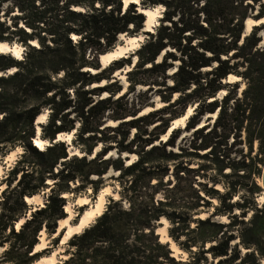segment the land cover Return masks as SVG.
<instances>
[{
    "label": "trees",
    "instance_id": "16d2710c",
    "mask_svg": "<svg viewBox=\"0 0 264 264\" xmlns=\"http://www.w3.org/2000/svg\"><path fill=\"white\" fill-rule=\"evenodd\" d=\"M263 1L141 0L144 8L164 6L166 12L156 34L149 35L137 52L138 69L150 65L144 71L161 77L171 68L166 65L167 60L179 61L180 65L172 75L173 84L165 89L168 96H161L168 104L161 110L169 116L164 130L157 133L154 140L145 141L144 147L152 146L149 151L143 147L136 153L130 144L119 146L117 153L120 156H138L136 162L125 166L120 156L113 161L103 160L108 153L106 148L87 161L97 144L103 142L97 138V134H101L99 128L110 112L114 121L136 118L121 122L115 131L104 128L118 133L123 128L127 131L136 129L138 123L151 126L153 113L137 117L140 109L133 114L127 109H111L110 99L119 92V89L111 90L116 82L100 88L92 86L110 81L115 69L107 76L108 68L96 74L90 70L100 69L98 57L112 50L120 35L135 34L142 29L143 15L132 4L124 11L121 0H0V43H18L26 48L21 60L0 53V158L17 147L25 151L0 183V187L5 185L0 193V248L5 249L0 264H33L38 257L33 254V249L38 244L39 233L44 231L51 236L57 230L58 221L66 218L64 195L78 194L87 188L84 183L97 194L103 185L102 176L110 168L120 172L116 179L121 187L120 199L110 200L94 224L69 240L68 258L61 264H181L156 235V223L161 218L170 223L168 235L173 242L190 255L194 254L185 264H200L195 260L196 252L221 259L218 264H256L254 257L247 255L250 252L241 258L238 244L233 248L230 246L233 235L223 234L225 237L221 240H210L202 233L188 238L195 231H185L192 213L209 207L204 195L221 199L224 206L214 208L210 218L195 219L196 230L206 225L223 228L210 222L214 216L229 218L228 226L244 224L239 219L246 218V201L233 203L234 191L227 187V192L220 196L214 187L222 183L219 176L227 178L222 175L224 170L232 169L238 173L245 169L244 165L235 166L226 153L230 137L243 131L250 150L256 142L258 154L264 155V50L257 48L260 42L256 38L257 28L242 38L244 22L250 18L249 10L252 12L257 5L259 12L255 19L264 17ZM15 11L20 15L11 16ZM72 36L79 39L74 40ZM164 51L163 60L156 63ZM175 52L181 58L177 59ZM245 64L247 69L239 72V67ZM13 69L12 74H7ZM229 75L245 82L241 97H237V84H223ZM132 83L149 86L142 79ZM148 90L152 91L151 88ZM223 90L227 94L219 102L216 95ZM70 92L75 95L74 99L70 98ZM106 92L109 98L92 100ZM173 95L178 98L170 103ZM195 103L198 104L196 114L188 120L186 129L197 127L208 114H217L207 134L203 135L206 127L196 130L200 144L191 145L193 152L189 155L199 157L197 152L209 150L202 156L209 166L197 169L184 161L176 163L182 154L166 152L167 147L175 146L178 130L171 133L165 144L153 146L159 136L166 134L168 123L181 117L187 106ZM45 109L51 113L47 125L41 126L39 137L50 146L39 150L32 143L34 123ZM72 115L73 119L70 118ZM76 122L80 124L76 142L84 155L80 158L68 156L64 143H51L57 135L72 132ZM183 150L181 148V152ZM95 162L99 166L91 168ZM163 163H176L174 184L169 178L165 181L169 168L163 167ZM91 177L97 179L91 180ZM197 177L206 182H197ZM200 187L204 189L203 196ZM261 192L253 182L249 200L254 205V213L244 231L251 232L253 241L242 240L240 245L245 250L258 248L259 256L264 258V248L255 238L264 210L256 208L254 196ZM40 193L46 195L44 206L37 207L15 232L16 222L32 209L25 203V198ZM235 210L241 211L239 216ZM181 237L186 240L180 241ZM210 241L216 245L204 250ZM193 248L197 251L193 252Z\"/></svg>",
    "mask_w": 264,
    "mask_h": 264
},
{
    "label": "rangeland",
    "instance_id": "374dc122",
    "mask_svg": "<svg viewBox=\"0 0 264 264\" xmlns=\"http://www.w3.org/2000/svg\"><path fill=\"white\" fill-rule=\"evenodd\" d=\"M263 3H264V1H263ZM155 7H161L162 11L160 12V16L157 18L156 24L153 26V29L150 33H147V34L142 33L144 31V26H145V24H144L145 19L143 18L142 29L138 33L126 35L127 37L142 36V40L139 43L138 47L134 51H132L128 55V57L118 60L117 61L118 63L116 65H114V63L116 62V61H114L109 66H107L105 68H103L100 65V61H99V57H98L97 63L99 65L100 69L98 71L90 70L91 73L96 74V73H99L100 71L108 68V72L106 74V76H107L111 73L112 70L115 69L110 76V81L104 80L100 84H95L92 87L98 88V87L109 86V84H111V83L113 84L116 82V86L112 87L111 90L116 91L119 89V92L115 93L114 96L110 99L111 100V102L109 103L110 108L114 109V110H116V109H127L131 112L130 114H133L140 109L139 110L140 112H139V114H137V117L146 115V114H144V109L151 108V110L148 111L147 114L153 113L152 117L150 118V120L152 121V125L145 127V126H143L142 123H138V125L136 126V129L134 128V129L127 131L126 128H123L120 130V133L114 132L121 122L133 120L136 118L128 117L127 119L122 120V121H114L112 119L113 114H112V112H110L109 116H107L104 120L105 121L103 123L104 125L101 128H99L101 130V132H100L101 134H97V138H99L103 142L102 143L99 142L97 144V146L93 150V155L88 156L87 161L94 159L95 155L100 153L104 148L107 149L108 153L103 158V160H109V159L111 161L117 160L118 157L120 156L117 153V150H118L117 148H119V146H121V145L125 146L127 144H130L132 147V150H134L136 153H140L142 151V148L145 145V141L154 140L156 134L160 133L164 130V125L168 121L169 116L164 115V113L161 112V110L165 109L168 104L161 100V96H168V92H166L165 89L167 88V86H171L173 84L172 75H173L174 71L176 70V68L180 65V62L179 61L174 62L172 60H167L166 65L171 66V68H169L167 70V72L165 73V75L161 76V77H158L156 74L152 75L150 73H146L144 71L146 68H150V65H148L144 68L138 69V59L139 58H138L137 52L141 49L142 45L150 38L149 35L156 34V30L161 25V19L164 16V13L166 12V8L164 6H154L152 8L154 9ZM253 8L254 9L252 12H251V10H249L250 19H255V17L257 16V13L259 12L258 11L259 7L257 5H255ZM148 9H150V8H148ZM14 15H20V13L15 11L11 16H14ZM8 22L10 23L11 21H8ZM19 25H22V23L20 22ZM257 29L258 30L256 31V38H259V40H260L257 48H261V50H264V26H261ZM252 31H253V29H251L249 33H246V31H244L242 38L251 34ZM72 38H73V36H72ZM78 39H79V37H78ZM75 40H77V39H75ZM32 44L37 46V44L35 42ZM118 44H122V41L120 38H118L116 45H118ZM12 46H19L21 48L20 58L19 59L14 58L16 60H21L25 55L26 48L24 46H22L21 44H18V43H14ZM167 50H168V52H173V50H171V49H167ZM165 54H166L165 51L162 52L161 55L157 58L156 63H160L163 60V57ZM173 54L177 57V59L181 58L179 53L175 52ZM7 55H10L11 57H13L12 54H7ZM234 62H236V61H234ZM240 64H242V63L240 62ZM245 69H247L246 64L243 66H240L238 71L243 72ZM209 70H211V68L210 69H204L203 72L205 73ZM13 72L14 71L11 70V71L7 72V74H12ZM232 76H234V75H232ZM165 77L167 79H164ZM141 79L145 80L149 86H142V85L134 86V84L132 82L138 81ZM238 79H239L238 82L231 83L230 86L237 84L238 85L237 97H241V93L245 89L246 84L242 78L238 77ZM149 88L152 89L151 92H149V90H148ZM223 91H225L224 95L221 94L219 96L218 95L219 93L216 95V99L219 102H221V100L227 94L226 90H223ZM70 98L71 99L75 98V95L72 92H70ZM105 98H109V93L106 92V93L101 94L99 96H94L92 98V100L94 102H96V101L103 100ZM177 98H178V95H173L170 103H173ZM114 101H117V102H114ZM197 105L198 104L195 103V104L187 106L185 112L187 110H189L190 108H192L191 115L186 120V122L183 126H179L175 130H173V131L178 130L177 139L175 140V146L166 148L167 153L169 151H172L173 153H176V154H182V158H180L178 161H176V163H178L180 161H184V162H186V164H188L193 169H197L198 167L209 166V162L202 159V156L205 154H208L209 150L197 152L199 154V157L198 156H190L189 152H193L191 150V145H194V144L199 145L200 144V140H199L200 135L198 134L199 135L198 136L196 134V130L201 129L202 127H206V130L203 131V135L207 134L210 131V129L212 128L214 120H215L216 115H217V114H214L215 116L213 117L212 116L213 114L212 115L208 114L202 118V120L200 122L201 125L199 127L197 126L191 130L186 129L188 120L191 118V116L196 114L195 109H196ZM185 112L183 114H185ZM43 113H45L46 116H45V121H44V123H42L41 126L47 125L51 111L48 109H45L41 112V114H43ZM73 116L74 115H72L70 118L73 119ZM209 117H211V118H209ZM35 122H36V120H35ZM171 124H172L171 122L168 123L170 128H171ZM79 125L80 124L78 122H76L75 123V129L72 132H70V133H73L71 140H70V143H64L67 147L68 156H70V157L77 156L80 158L83 156L80 152V147L78 145L79 142L78 141L76 142V139H77L76 133H77V129H79V127H80ZM244 126H246V124ZM107 127L113 128L114 131L104 129ZM155 127H157V128H155ZM170 128L168 130H170ZM154 129H156V130H154ZM145 131H146V135L144 136L143 133ZM173 131H171V133ZM40 132H41V128H40ZM63 134H66V133H63ZM124 134L126 136L125 141L123 140ZM166 134H167V132H166ZM170 135L166 138V140L163 139V135L159 136L158 141L154 142L153 146L165 144L168 141V139L170 138ZM246 141H247L246 134L243 131L241 133L236 134V136L234 138L233 137L229 138V140H228V149L229 150L226 152V153H229V159L237 167L244 165L245 169H243V171L238 172V173H235L232 169L224 170L222 172V175L227 176V178L219 176L218 180H220V182H222V183L218 184L214 187V189L219 191L220 196L224 195V193L227 192V190H228L227 187L230 188L229 190L234 191L236 194L232 199L233 203L242 204L246 201V203H244L248 207V209L244 210V211H247L246 212L247 213L246 218H243V219L240 218L239 219V220H243L244 224L239 222V223H233L232 225L228 226V224L230 223L229 218H227L226 216H222V217H225L226 220L221 221V220H219L220 216H217V218H214L215 217L214 216L211 218L210 222H215V224L222 225L223 228L211 227L210 225H206L201 230H196L197 224L194 221L195 219L210 218V213L211 214L213 213L214 208H216V207L223 208V206H224L223 201L221 199H218L217 197L212 198L211 196L209 197V196L204 195V193H203L204 189L202 187H200L201 195L205 196V200H207V202H209V207L198 209L196 212L192 213L193 216L186 223L189 225V228L185 231V233H188V232L190 233V230H194L195 232L191 233L188 238H194L199 233H202L203 236L209 238L210 240H213V239L214 240H221V238H223L225 236L233 235L234 240L230 243V246L233 248L234 245L238 244L239 247L237 250L240 252L241 258L246 256L245 255L246 251H250V253L247 255L251 254L252 257H254L255 262L257 263L260 259H263L259 256V254H258L259 252H257L258 248L255 247V248H252L249 250H245V248L242 245H240V242L242 240L246 241V242L253 241V235L251 234V232L247 231L244 233V231L246 230L247 222L250 220V218L252 217V214L254 213V209H253L254 205H252V203H250V200H249L250 195H251L250 191L252 190V183L253 182H255L259 187L261 186L260 179H261V174H262V168L264 165V155L258 154V144L256 142L254 143L252 150H250ZM47 145L50 146V143L47 142ZM151 147L152 146L144 147V150L149 151L151 149ZM17 148L22 149V151L16 155L15 160L8 161L7 163H5L8 156L11 153H15ZM17 148L11 149L10 151L7 152V154L4 157L0 158V167H1L0 183H2V181L8 177L9 172L12 170V168L15 166V164L21 159V157L25 153L23 148H21V147H17ZM45 148H46V145L43 149H45ZM181 148L184 149L183 152H181ZM70 152H72V153L77 152L78 154L80 153V155H78V154H74V155L72 154L71 155ZM125 156H128V161L126 159H123V158H125ZM120 159L126 166V165H130L131 163L136 162L138 160V156H137V154H133V155L122 154L120 156ZM158 161H156V162H158ZM176 163H167V165L165 163H163V167L167 166V168H169L168 176L165 178V181H167V179L169 178V180H172V184H174L176 181L174 179V174H175L174 168L176 166L175 165ZM98 166H99V164H96V162H95L93 165H91V168H97ZM212 169L214 170V168H212ZM117 173H118V175H117ZM119 174H120L119 171L117 172L114 169L110 168L107 171V173L104 176H102L103 185L100 186L101 188L97 194H94L92 192V190L90 189V186L87 183H84L83 186H86L87 187L86 189H83L78 194H72V195H68V196L66 195L65 206L70 205L69 207H70L72 214H73V218L70 221V223L72 225L78 223L80 216L95 203L98 195L105 188H108L110 190L111 196L110 195L106 196L104 211L107 208V206L109 205L110 200L117 201L120 199L121 187H120L119 183L116 181ZM213 175H215V173ZM90 179L96 180L97 177H91ZM197 182H206V181L203 180L201 177H197ZM196 186L197 185H195V188H196ZM210 186H211V184H209L208 188ZM4 189H5V185H2L0 187V193ZM261 190H262L261 193L256 194L254 196L255 197L254 201H255L256 208L264 210V190L262 188H261ZM113 195H117V197H119V199L114 198ZM39 196L41 197L40 202L44 206L45 200H46V195L44 193H40ZM158 197L161 198L160 195ZM78 198H87L89 201L88 205L79 206L77 204ZM29 207L32 209L25 216L28 218H30L31 213L34 212L37 209V207H41V206H38V205L33 203L32 206H29ZM64 213H65V211H64ZM234 213L237 216H239L241 211L235 210ZM203 214H205L207 216H201ZM67 216L68 215L66 214V217ZM25 217H23L20 220H23V222H24ZM95 220L90 224V226L92 224H94ZM165 221L167 222L166 235L169 237L168 230L171 227V225L166 219H165ZM157 223H160V221ZM157 223H156V226H157L156 235L158 236L157 230L162 228L163 225H162V223H161V225H157ZM16 225H17V222L14 225L15 232H17L19 230V229H17ZM259 225L260 226L256 232L255 238L257 239L259 246L264 248V216L261 219ZM44 234H45V240H46V247L43 250L36 253V254H38V257L36 260L41 259L43 257H48L54 251H58L57 255H56L57 261H58L57 264H61L64 260H66L68 258L67 251L69 249H68L67 244H68L69 240L65 244H61L60 243L61 240H59L58 238H55L56 232L54 234H52L51 236L48 235L46 232H44ZM223 234H226V235L222 237ZM39 235H40V233H39ZM37 240L39 243L40 242L39 236H38ZM170 240L173 242V240L171 238H170ZM185 240H186L185 237H181L180 241H185ZM159 241H160V239H159ZM173 243L177 247V249L180 251V253L178 254V257H174L176 262H181V264H185V263L189 262L190 260H192V257H194V254L190 255L188 252L182 250L179 247V245H177L175 242H173ZM214 245H216V242L210 241V243H207L205 245L204 250H207L208 248H210L211 246H214ZM4 250H5L4 248H0V257L2 256V252ZM192 251L195 252V251H197V249L193 248ZM196 253H197V255L195 256V260L198 261L200 264H218L219 260H221V259H213L209 254H206L203 256V255L198 254V252H196ZM33 254H34V251H33ZM171 255H172V253H171ZM6 264H8V263H6ZM223 264H225V263H223Z\"/></svg>",
    "mask_w": 264,
    "mask_h": 264
},
{
    "label": "bare ground",
    "instance_id": "6f19581e",
    "mask_svg": "<svg viewBox=\"0 0 264 264\" xmlns=\"http://www.w3.org/2000/svg\"><path fill=\"white\" fill-rule=\"evenodd\" d=\"M127 4V7L129 6V4H130V2H129V0H124V7H123V10H126L127 9V7H125V5ZM140 4H141V2H140ZM157 8H160L161 9V7H155L154 9H144V10H140L139 11V14H142L143 15V13H148V12H153L155 9H157ZM159 16H160V14H159ZM159 16H157V17H155V19H152L151 17H149L148 15H143V17H144V19H145V21H144V24H145V26H144V30L145 31H149V32H151L152 31V29H153V26L156 24V20H157V18L159 17ZM260 20H264V17L263 18H261ZM249 21H252V23L250 24L249 23ZM256 25H259V23H257V22H255V21H253L252 19H250V18H248V19H246L245 20V26H246V33H249L250 32V30L252 29V27L253 26H256ZM121 36H124V39L122 40L121 39ZM74 37V36H73ZM119 38L121 39V41H122V44H118V45H116L111 51H109L108 53H105V54H103V55H100V57H99V61H100V63L102 64V67L103 68H105V67H107V66H109L112 62H114V61H118V60H120V59H122V58H126V57H128V55L132 52V51H134L137 47H138V45H139V43L141 42V40H142V36H137V37H127L125 34H122V35H120L119 36ZM129 41H134L135 42V44H133V43H130ZM32 43H34V42H32ZM34 45V44H33ZM0 52L1 53H4V54H12V56H13V58H17V59H19L20 58V56H21V48L19 47V46H14L13 47V49L11 50L8 46H7V44H1L0 43ZM232 77H235V76H232V75H229L226 79L228 80V82H230V83H236V82H238L239 81V79L236 77V79L235 80H233L232 79ZM225 81V80H224ZM224 93H225V91H220L219 92V96L222 94V95H224ZM212 100V99H211ZM151 110V108H146V109H144V114H147V112L148 111H150ZM189 110H191V111H189ZM189 110H187L186 112H185V114H183L181 117H179V118H177V119H175L173 122H172V124H171V128H170V130H168L167 131V134H165V135H163V139H165L166 140V138L171 134L170 132L173 130V129H176V128H178L179 126H183L184 124H185V122H186V120L190 117V115H191V112H192V108H190ZM45 113H43V114H41V115H39L38 117H37V119H36V124H38V123H44V121H45ZM213 117L215 116L214 114L212 115ZM43 117V119H41ZM115 123V122H114ZM201 124H199L198 125V127L200 126ZM36 135H37V138L36 139H33L34 140V143H33V146L34 147H36L37 149H39V150H43V148L45 147V145L47 146V142L46 141H43V140H41L40 139V128H37L36 129ZM72 135H73V133H66V134H59V135H57L59 138H60V140H63L64 142H67V143H70V140H71V137H72ZM46 142V143H45ZM37 143H39L40 145H41V147H37ZM49 145V144H48ZM12 154V153H11ZM70 154L72 155H74V154H78L77 152H70ZM78 155H80V153L78 154ZM131 162V161H130ZM0 173H1V167H0ZM105 189H108V188H105ZM109 190V189H108ZM104 191V190H103ZM102 191V192H103ZM110 191V190H109ZM101 192V193H102ZM101 193L98 195V197H97V200L95 201V203L89 208V209H87L81 216H80V219H79V221H78V223L77 224H74V225H72L71 223H70V221L71 220H69L68 218H69V216H71L72 218H73V214H72V211H71V209H70V205H66L65 207H64V209L65 208H68V211L67 212H65V214H67L68 216L66 217V218H64V219H62V220H59L58 221V229L57 230H64V231H66L65 232V234L67 233V230L69 229V228H72V227H75V226H77L79 223H80V221L82 220V219H85L86 218V216H87V214L89 213V212H92L95 208H96V204L99 202V198H100V195H101ZM106 196H109V195H104V197H103V199H104V204H103V208L100 210V215H98V216H96L95 218H94V220L96 219V218H98V217H100L101 215H102V213H103V211H104V205H105V202H106ZM110 196H111V194H110ZM64 197H66V195H64ZM113 197L115 198V197H117V195H113ZM88 201V199L87 198H78L77 199V201ZM26 201L28 202V203H34V204H36V205H38V206H41V197L39 196V195H35V196H33L32 198H26ZM31 201V202H30ZM88 203H89V201H88ZM88 203H86V204H83V203H81V204H78L79 206H85V205H88ZM201 216H207V215H205V214H203V215H201ZM63 220H68V224L66 225V226H64V227H62L61 226V222L63 221ZM93 220V221H94ZM219 220H221V221H224V220H226V218L225 217H219ZM21 221H23V220H20V221H18L17 222V225L19 224V225H22L20 222ZM220 221V222H221ZM92 223V222H91ZM90 223V224H91ZM160 223H162V225H163V227L162 228H160V229H158L157 230V234H158V236H159V239H160V241L162 242V241H164V242H169V245H170V248H171V250L173 251V253L174 254H172V256H174V257H178V254L180 253V251L177 249V247L174 245V243L170 240V238L166 235V226H167V222L165 221V219L164 218H162L161 220H160ZM90 224L86 227V228H88L89 226H90ZM17 225H16V227H17ZM85 229V228H84ZM83 229V230H84ZM82 230V231H83ZM81 231V232H82ZM80 232V233H81ZM79 233V234H80ZM56 235V234H55ZM54 235V236H55ZM74 235H76V234H73V236ZM72 236V237H73ZM63 239V237L61 238V240ZM39 243L34 247V254L35 253H37V248L38 247H40L42 244H44L45 245V247H46V240H45V234H44V231H41L40 232V235H39ZM164 242H162V243H164ZM45 247H43L41 250H43ZM57 252L58 251H54L50 256H48V257H43V258H41V259H38V260H36L33 264H38V261L39 262H42V264H57V257H56V255H57ZM262 264H264V261L262 262Z\"/></svg>",
    "mask_w": 264,
    "mask_h": 264
},
{
    "label": "snow or ice",
    "instance_id": "6c2138e0",
    "mask_svg": "<svg viewBox=\"0 0 264 264\" xmlns=\"http://www.w3.org/2000/svg\"><path fill=\"white\" fill-rule=\"evenodd\" d=\"M129 2L135 4V3H140V0H129ZM98 6H99V5H98ZM125 7H127V4L125 5ZM137 11H140V10L137 9ZM161 11H162V9L157 8V9H155L153 12L143 13V15H148V16L151 17L152 19H155V17L159 16V14H160ZM249 23L251 24L252 21H249ZM257 23H259V24H264V20H258ZM21 27H23V25H21ZM130 27H131V25H130ZM125 35H127V34H125ZM73 39H74V40H75V39H78V37H75V36H74ZM121 39L123 40V39H124V36H121ZM129 42L135 44L134 41H129ZM13 71H15V69H13ZM61 75H63V73H61ZM232 79L235 80L236 77H232ZM189 111H191V110H189ZM41 119H43V117H42ZM45 143H46V142H45ZM37 147H41V145H40L39 143H37ZM21 151H22V149L17 148L15 153H12V154H10V155L8 156V158H7V160L5 161V163H7L8 161L15 160L16 155H17L18 153H20ZM117 175H118V173H117ZM49 183H51V181H50ZM74 187H75V185H74ZM110 194H111V193H110V191H109L108 189H104V191H103V192L101 193V195H100L99 202L96 204V208H95L92 212H89V213L87 214V216H86L85 219H82V220L80 221V223H79L77 226L72 227V228H69V229L67 230V233H66V234L63 233V232H59V233H57V235H61V236H63V239L60 241V243H61V244H65L68 240H70V239L72 238L73 234H79L84 228H86L91 222H93L94 218H95L96 216L100 215V210L103 208V204H104V199H103V197H104V195H110ZM115 198H116V199H119V197H115ZM30 202H31V201H30ZM77 203H78V204H81V203L86 204V203H88V201H86V200H85V201H77ZM41 207H43V204H41ZM64 211L67 212V211H68V208H65ZM68 219L71 220L72 217L69 216ZM20 223L23 224L24 222L21 221ZM67 224H68V220H63V221L61 222V226H62V227L66 226ZM19 227H20V225L18 224V225H17V229H19ZM162 242H164V241H162ZM43 247H45L44 244H42L40 247H38L36 251H37V252L41 251V249H42ZM38 264H42V262H39V261H38Z\"/></svg>",
    "mask_w": 264,
    "mask_h": 264
},
{
    "label": "water",
    "instance_id": "95a60500",
    "mask_svg": "<svg viewBox=\"0 0 264 264\" xmlns=\"http://www.w3.org/2000/svg\"><path fill=\"white\" fill-rule=\"evenodd\" d=\"M140 2H141V0H140ZM121 4H122V6L124 7V0H121ZM130 4H132V5H135V7L137 8V9H139V10H144V9H148V8H144V7H142L141 6V4L140 3H130ZM129 4V5H130ZM151 9H153V8H151ZM125 11V10H124ZM137 12H139V11H137ZM252 20H254L255 22H257L258 20H260V19H252ZM261 26H264V24H259V25H256V26H253L252 27V29H254V28H259V27H261ZM245 29H246V26H245V24H244V31H245ZM143 34H147V33H150L149 31H143L142 32ZM144 36V35H143ZM7 46L12 50L13 49V47L14 46H12V45H9V44H7ZM1 53V52H0ZM1 54H4V53H1ZM100 57V56H99ZM100 65L102 66V64L100 63ZM238 78V77H237ZM223 84L224 85H226V84H228V85H230L231 83L230 82H228V80L227 79H225V81L223 82ZM98 88H100V87H98ZM209 118H211V117H209ZM173 121H171V123H172ZM41 123H38V124H36V122H35V124H34V129H35V137H34V139H36L37 138V135H36V129L37 128H41ZM170 128V127H169ZM168 128V129H169ZM173 130H175V129H173ZM172 130V131H173ZM171 133V132H170ZM59 142H61V143H67V142H64L63 140H60V138L58 137V136H56V138L51 142L52 144H55V143H59ZM32 143H34V140H32ZM46 147H48V145L46 146ZM84 156V155H83ZM123 159H126L127 161H128V156H125V158H123ZM260 182H261V188L264 190V165H263V168H262V174H261V179H260ZM25 203L28 205V206H32V203H28L27 201H26V198H25ZM212 214L210 213V216H211ZM214 218H217V216H215ZM29 218L28 217H25L24 218V222L26 221V220H28ZM157 225H161V223H157ZM57 229H58V224H57ZM59 232H63V233H65L66 231H64L63 229L62 230H57L56 231V236H55V238H58L59 240H61V238L63 237V236H61V235H57V233H59ZM164 244H166L167 245V247H168V249H169V251L172 253V254H174L173 253V251L171 250V248H170V245H169V242H164ZM250 251H246L245 253H249ZM36 254V253H35ZM34 254V255H35ZM173 258H174V256H172ZM264 261V258L263 259H260L256 264H262V262Z\"/></svg>",
    "mask_w": 264,
    "mask_h": 264
}]
</instances>
